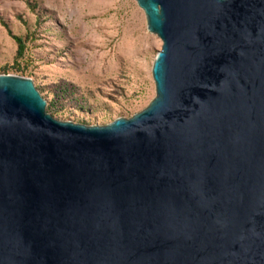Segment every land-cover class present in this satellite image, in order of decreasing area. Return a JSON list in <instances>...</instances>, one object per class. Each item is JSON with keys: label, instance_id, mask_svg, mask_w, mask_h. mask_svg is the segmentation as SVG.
Returning a JSON list of instances; mask_svg holds the SVG:
<instances>
[{"label": "water", "instance_id": "obj_1", "mask_svg": "<svg viewBox=\"0 0 264 264\" xmlns=\"http://www.w3.org/2000/svg\"><path fill=\"white\" fill-rule=\"evenodd\" d=\"M156 95L56 119L0 74V264H264V0H135Z\"/></svg>", "mask_w": 264, "mask_h": 264}, {"label": "rangeland", "instance_id": "obj_2", "mask_svg": "<svg viewBox=\"0 0 264 264\" xmlns=\"http://www.w3.org/2000/svg\"><path fill=\"white\" fill-rule=\"evenodd\" d=\"M28 1L0 0V74L31 78L62 121L105 125L149 105L163 44L135 0ZM2 21L26 42L22 72Z\"/></svg>", "mask_w": 264, "mask_h": 264}, {"label": "trees", "instance_id": "obj_3", "mask_svg": "<svg viewBox=\"0 0 264 264\" xmlns=\"http://www.w3.org/2000/svg\"><path fill=\"white\" fill-rule=\"evenodd\" d=\"M27 4L31 5V3L28 0H27ZM2 24L7 29L8 33L10 34V36L16 41V44H17L16 60H15L14 65H13L12 68L14 70H16L17 72H22L23 69L21 67H19L20 65L17 62H18V59L23 58L24 55H25L26 42H25V40L22 37L14 35L13 32L11 31V29L8 27V25L4 21H2ZM5 73H7V72H5Z\"/></svg>", "mask_w": 264, "mask_h": 264}]
</instances>
